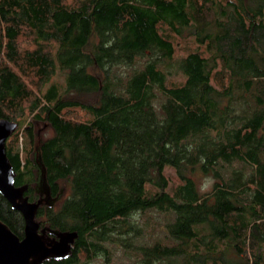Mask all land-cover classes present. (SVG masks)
Returning <instances> with one entry per match:
<instances>
[{
    "label": "trees",
    "instance_id": "16d2710c",
    "mask_svg": "<svg viewBox=\"0 0 264 264\" xmlns=\"http://www.w3.org/2000/svg\"><path fill=\"white\" fill-rule=\"evenodd\" d=\"M3 119L43 264H264V0H0Z\"/></svg>",
    "mask_w": 264,
    "mask_h": 264
},
{
    "label": "water",
    "instance_id": "95a60500",
    "mask_svg": "<svg viewBox=\"0 0 264 264\" xmlns=\"http://www.w3.org/2000/svg\"><path fill=\"white\" fill-rule=\"evenodd\" d=\"M17 124L0 121V194L25 221L24 238H19L0 221V264H43L49 259H63L73 248L77 233H58L48 239L36 221L39 204L25 197L27 187H16L15 172L7 157L6 143L17 130Z\"/></svg>",
    "mask_w": 264,
    "mask_h": 264
},
{
    "label": "rangeland",
    "instance_id": "374dc122",
    "mask_svg": "<svg viewBox=\"0 0 264 264\" xmlns=\"http://www.w3.org/2000/svg\"><path fill=\"white\" fill-rule=\"evenodd\" d=\"M68 1L70 2V0H68ZM178 52L181 53L182 48H180ZM174 79L176 81L180 80V78H177V79L174 78ZM55 81L63 84L65 82V79L63 77L59 76L58 78L55 79ZM44 135L46 137H49L52 135V132H50L48 130L44 131ZM166 174L170 179L171 185L173 186L175 184V178H176L175 172L173 170H167ZM38 176H39V183L37 185V188L41 192V194L44 195L43 194L45 192L44 184L46 185V183H45V173H44L42 166H40V173ZM204 183L205 184L202 185L203 186L202 188H204L207 191V189H210V187H209L210 182L207 181ZM138 219L141 223L146 225L144 234H145L148 241H154V240L165 241L164 240V233L161 231V225H162V223L166 222V219H163L162 216L160 217L157 213H154V212H151V213L149 212L146 215H144L143 217L138 216ZM114 259L115 260L125 259V257L121 255L120 251L116 250Z\"/></svg>",
    "mask_w": 264,
    "mask_h": 264
}]
</instances>
